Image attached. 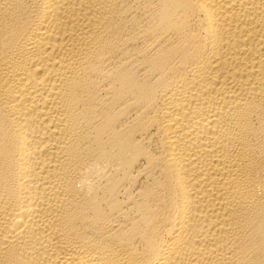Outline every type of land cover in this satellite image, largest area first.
<instances>
[{"label": "bare ground", "instance_id": "6f19581e", "mask_svg": "<svg viewBox=\"0 0 264 264\" xmlns=\"http://www.w3.org/2000/svg\"><path fill=\"white\" fill-rule=\"evenodd\" d=\"M0 264H264V0H0Z\"/></svg>", "mask_w": 264, "mask_h": 264}]
</instances>
